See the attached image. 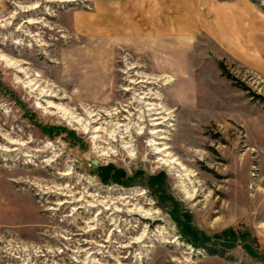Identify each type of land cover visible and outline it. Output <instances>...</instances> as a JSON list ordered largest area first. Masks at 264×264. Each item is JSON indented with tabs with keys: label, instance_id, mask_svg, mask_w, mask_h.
<instances>
[{
	"label": "rangeland",
	"instance_id": "374dc122",
	"mask_svg": "<svg viewBox=\"0 0 264 264\" xmlns=\"http://www.w3.org/2000/svg\"><path fill=\"white\" fill-rule=\"evenodd\" d=\"M98 1L0 0V55L51 101L106 131L139 111L143 127L131 156L106 132L101 151L0 61V264H264V0H190L196 24L184 14L181 33L173 16L189 0L101 1L150 20L163 36L150 41L127 27L80 33L75 17L94 18ZM153 117L171 124L160 127L173 171L147 147ZM6 138L25 145L3 154ZM61 192L139 202L151 216L62 207Z\"/></svg>",
	"mask_w": 264,
	"mask_h": 264
},
{
	"label": "bare ground",
	"instance_id": "6f19581e",
	"mask_svg": "<svg viewBox=\"0 0 264 264\" xmlns=\"http://www.w3.org/2000/svg\"><path fill=\"white\" fill-rule=\"evenodd\" d=\"M33 8H36V6H34ZM31 21V20H30ZM33 23V22H32ZM6 29V28H4ZM30 36V35H29ZM0 61L4 62V64L9 67L10 69H12L13 71H15V74H22L25 76V80H21L22 83L25 88L28 90L29 94L31 97L34 98L36 102V105H38L39 109H43L44 111L48 112L50 110H52L56 115L60 114V116H62L63 118L67 119V121L71 124V123H75L80 125L81 130L83 133H89L92 136V139L95 140L96 142H98V147L101 149V151H104V147L100 146V144H106V146H109V142L108 139L112 141L114 140V138L116 136H118V139H120V143L122 145V150L126 151V153L131 156V152H132V145L130 141H127V139H129V137L132 135V132H137V134L140 133L142 127V124L140 123V121L138 119H140L141 112H137L136 116H137V120H132V116L128 115L131 118H128V122L126 124H120L118 122L113 123V125L109 124V131H106L105 129L101 128V127H94V125H91L93 122L91 121V119H89L88 121H86L84 124L80 123V120L77 119V117H75L72 113L68 112L67 110H65L64 108H62L60 106V104H57L53 101H51V98L57 99L55 98L56 96L53 94V91L46 88V87H42L41 85L38 84L37 81H34V79H30L29 76H27L26 72L20 67L18 66L15 62L11 61L10 59L4 57L3 55H0ZM27 77V78H26ZM27 79V80H26ZM140 103L139 104H145V106H151L152 104H148L146 103L144 98H139ZM153 108H148V110H151ZM157 114H151V115H158ZM150 117V114L149 116ZM161 118L158 117H153L148 119L149 125L151 127L150 132L148 133V149L150 151V153L152 155H154V158L156 159V162L158 164L164 165L166 167H168L170 169V171L175 170V166H178V164L175 163V160L172 159L170 153L167 151L168 147H166V144L164 143V141L167 139L165 136H162L163 133H165L166 131H163V129H161V125L162 122H160ZM163 121H168L171 122V116L168 119H164ZM112 122V120L110 121ZM171 126V124H166V125H162V128H169ZM106 132L107 134V138H103L101 136L102 133ZM142 136L145 135V133L143 132L141 134ZM132 139V138H130ZM5 144L7 146H4V148L2 149L3 154H9L13 151H15V149L11 148V146H24L25 144L21 141H13L11 139L6 138L5 139ZM27 145V144H26ZM18 148V147H17ZM43 150H47L49 149L48 146H45L42 148ZM41 149V150H42ZM106 150V149H105ZM107 153V152H106ZM105 153V154H106ZM102 154V153H101ZM104 155V154H102ZM30 155L24 154V157H29ZM51 160V159H50ZM48 159L43 160V162H45L46 164L50 163L51 161ZM42 162V163H43ZM69 175V171L66 173L61 174V176L63 177H68ZM182 175V174H181ZM182 177L187 178L186 174H183ZM61 189V188H60ZM50 193H52L50 191ZM69 193V192H66ZM66 193H62L60 195H62L64 197L63 200H61L62 202L59 203L58 205H67V206H77L78 209H84L85 211H87V209L89 211H93L94 208H96L97 210L100 209L102 211L107 210L111 211L110 209H113L112 211H115V213L118 212H122L124 209L126 210V212L129 213H137V214H141L143 216H151V211L150 209L148 210H144V207H142L143 205L138 203H131V201H125L126 203H124L123 200L121 199H115L114 201L111 200H107V201H103L101 199H96L95 197H91V196H85L83 194H80V196L78 198H74ZM58 195V194H55ZM139 196V194L137 195H132L130 194L129 197L131 198V200L133 201H137V197ZM121 198V197H120ZM135 198V199H133ZM89 199V200H88ZM122 205V206H120ZM99 211V210H98ZM102 213V212H101ZM100 213V214H101ZM104 214V212L102 213ZM114 219H111V222H113ZM93 221L89 222L92 223ZM88 223V222H87ZM94 228V227H93ZM93 228L88 230V233L93 230ZM141 241V237L137 238L136 241L134 242V244H137ZM101 246V245H100ZM92 260V259H90ZM85 261H88V259H85ZM93 261V260H92ZM89 262V261H88Z\"/></svg>",
	"mask_w": 264,
	"mask_h": 264
},
{
	"label": "crops",
	"instance_id": "0c3cea01",
	"mask_svg": "<svg viewBox=\"0 0 264 264\" xmlns=\"http://www.w3.org/2000/svg\"><path fill=\"white\" fill-rule=\"evenodd\" d=\"M105 0H100L98 1V5L100 3V5L98 6L96 14L93 17H85L82 15H77L75 17V25L76 28L78 29V31L80 33H86L89 34L88 36L91 37H95L96 39L98 38H102V37H107L106 34H110L113 36H116L117 34H119V32L124 31V27H127V30L131 31L134 30L136 34L141 35L140 39H137V41H150L151 38H157L160 39L163 36H160V33L158 30L155 29H151V31H149V29H147V24H151L150 20L149 22L146 21L144 18L142 19V17H140L141 14H139V21H141V19L143 21L139 22V23H134L135 21L133 20V18L129 15L130 13L126 11H124L122 8H116L114 9L113 7L111 9L109 8H102L100 10V6L103 5L102 2ZM191 4L190 0L189 1H180V3L176 6V11H175V16L173 19V23H172V31H176V32H182L184 30L189 31L190 29L186 28L187 23L184 24V21L182 20V16L185 14L188 15H192L191 17L193 18V25H195V16L194 13L196 15L195 7H196V2L194 4H192V6H189ZM198 7V5H197ZM191 9V10H190ZM198 8H196L197 10ZM190 10V11H188ZM117 11V13L115 12ZM194 11V13L192 12ZM198 11V10H197ZM144 15V13H143ZM86 18V19H85ZM90 18V19H89ZM92 18V19H91ZM85 19V20H84ZM126 25V26H124ZM193 25L191 27H193ZM139 32V33H138ZM100 33V34H99ZM104 33V34H102ZM150 36V35H154V37H146ZM109 37V36H108ZM128 37V36H127ZM132 38V37H131ZM128 39H130V37H128ZM143 39V40H142ZM150 39V40H149Z\"/></svg>",
	"mask_w": 264,
	"mask_h": 264
}]
</instances>
